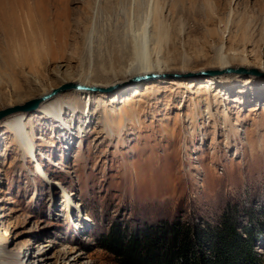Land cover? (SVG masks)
I'll list each match as a JSON object with an SVG mask.
<instances>
[{
    "label": "rangeland",
    "instance_id": "1",
    "mask_svg": "<svg viewBox=\"0 0 264 264\" xmlns=\"http://www.w3.org/2000/svg\"><path fill=\"white\" fill-rule=\"evenodd\" d=\"M136 35L165 77L122 79ZM219 48L249 74L200 76ZM78 80L112 90L0 124V264H121L111 233L177 223L210 247L229 219L218 246L264 264V0H0V111Z\"/></svg>",
    "mask_w": 264,
    "mask_h": 264
},
{
    "label": "trees",
    "instance_id": "2",
    "mask_svg": "<svg viewBox=\"0 0 264 264\" xmlns=\"http://www.w3.org/2000/svg\"><path fill=\"white\" fill-rule=\"evenodd\" d=\"M227 221V220H225ZM225 222L222 231L208 233L206 239L213 238L217 242L205 247V240L194 234L191 227L179 223L171 226L154 227L143 232L124 236L111 233L104 241V248L114 253L121 264H254L252 253V236L247 235L243 249L218 246L235 235L233 222ZM211 234L213 237H211ZM209 243V241H206ZM213 243L212 241H210ZM210 249L207 254L206 250ZM230 250V251H229ZM241 250V251H240Z\"/></svg>",
    "mask_w": 264,
    "mask_h": 264
},
{
    "label": "bare ground",
    "instance_id": "3",
    "mask_svg": "<svg viewBox=\"0 0 264 264\" xmlns=\"http://www.w3.org/2000/svg\"><path fill=\"white\" fill-rule=\"evenodd\" d=\"M223 48H219L220 49V51H219L220 55L218 58L219 59V66L217 68H218V70L220 68H222V69L226 68V70L217 71V72L224 73V74L225 73H227V74L228 73H231V74L235 73V74H240V75H242V73L246 72L244 70L234 69V68L227 69L231 65V63L229 62L231 58L229 57V54H225L223 52ZM133 50H134V58H133V60H131L129 63L126 64L125 71L122 73V79L123 80L135 79V80H133L134 82H142V81L146 80L148 77H153V76L162 77V76H164V74L171 72V70H169L167 68L165 62H162L156 55L154 57H152V55L149 53L148 48H147V38H145V37L141 38L139 35H136L134 37ZM208 72H210V71H208ZM208 72H205V73H208ZM212 72H215V71H212ZM224 74H221V75L223 76ZM247 74H249V73H247ZM202 75L205 76V74L201 73L200 76H202ZM76 82H77L76 84L85 85V87H87V84L82 83L79 80ZM110 85H112V84H110ZM110 85L98 84V85H94V86L96 88H98V87H111ZM137 88H139V87H135L133 89H137ZM82 92L91 93L92 91H82ZM92 93H95V92H92ZM122 93L124 94L126 92L124 91ZM50 94H48V95H50ZM48 95H46V96H48ZM103 95L104 94H102L100 96H103ZM57 96H59V95H57ZM57 96H53L51 98L44 100L42 102V104L40 105V107L38 108V110L35 112L40 111L41 106L44 103L52 100L53 98H55ZM87 96H88V94H86V95L84 94V98H86ZM92 97H94V96H92V95L88 96V100L90 101V103L92 102ZM42 98L43 97L38 98V99H42ZM59 102H60V100L47 103L43 107L42 111H49L50 113H52L56 109V107L58 106ZM32 113H34V112H32ZM25 114H28V113L27 112H19V113L13 114V115L8 116L7 118L3 119L2 121H0V124L3 123L2 125H4V127H6L8 130H11V131H14L17 133L25 125V121L27 119ZM9 118H11V119H9ZM7 119H9V120H7ZM5 120H7V121H5ZM3 244L5 245V243H3ZM6 250H9V248H6ZM31 253L32 252H30V250L28 249L27 253L23 256V260H25L26 257H28V260H29L31 257L35 258L41 254L38 252L37 256H35V254L31 256ZM8 254L9 253H6L4 250H0V258L1 259L7 260V259L11 258V255H8ZM38 261H39V263H41L43 260L38 259ZM32 262H33V264H36L35 263L36 261H32Z\"/></svg>",
    "mask_w": 264,
    "mask_h": 264
},
{
    "label": "water",
    "instance_id": "4",
    "mask_svg": "<svg viewBox=\"0 0 264 264\" xmlns=\"http://www.w3.org/2000/svg\"><path fill=\"white\" fill-rule=\"evenodd\" d=\"M240 73V72H239ZM245 74L249 73V72H244ZM243 73V74H244ZM206 76H217V75H221L224 73H220V72H208V73H203ZM250 74H258L257 71H252L250 72ZM165 77V76H162ZM162 77H148L146 80H144V82H148V81H152L158 78H162ZM112 90V89H111ZM111 90H107L104 88H96V87H85L82 86L80 84H76V83H66L64 85H62L61 87L57 88L56 90H54L50 95L43 97L42 99H33L31 101L26 102L25 104L22 105H18V106H14V107H7L4 110L0 111V121H2L3 119L7 118L8 116H11L13 114L19 113V112H27V113H32L37 111V109L40 107V105L42 104V102L48 98H51L53 96H57V95H61V94H65L68 93L70 91H92L95 93H103V92H108Z\"/></svg>",
    "mask_w": 264,
    "mask_h": 264
}]
</instances>
